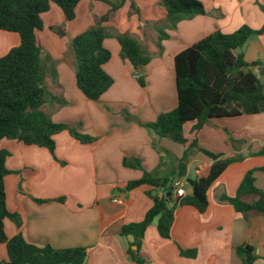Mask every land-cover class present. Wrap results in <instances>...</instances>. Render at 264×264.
<instances>
[{
    "label": "crops",
    "instance_id": "0c3cea01",
    "mask_svg": "<svg viewBox=\"0 0 264 264\" xmlns=\"http://www.w3.org/2000/svg\"><path fill=\"white\" fill-rule=\"evenodd\" d=\"M197 1L205 14L182 19L174 29L166 27L160 0H125L116 10L100 1L80 0L70 22L54 4L41 15L43 27L35 37L46 69L45 82L48 91L65 103L48 102L45 112L53 123L68 125L95 141L81 144L62 131L53 136L55 159L44 148L0 141V151L9 154L3 180L6 209L21 222L16 227L4 221L7 238L20 234L37 247L85 248L83 264H136L127 252L136 250L130 246L134 238L129 242L128 235L121 236V228L140 222L153 205L151 196L159 197L161 191L145 185L126 191V184L140 179L142 171L173 174L191 140L221 159L239 160L230 163L209 187L204 212L192 206L174 207L168 239L158 235L156 220L146 228L139 241L140 264H242L236 254L241 246L252 249V264H264V215L245 217L221 200L235 196L248 171L264 167V154H259L264 149V112L210 120L199 131H192L193 124H184L189 133L181 151H172L165 138L158 139L139 124L127 122L122 114L125 111L143 124L172 111L177 105L175 55L216 31L232 34L243 26L254 31L264 26V0ZM96 26L107 32L103 46L110 59L103 69L113 83L99 101H89L76 88L69 44ZM159 30L167 36L162 41ZM115 35L133 38L151 56L139 74L121 57ZM18 44L16 34L0 31V56ZM237 52L247 63H260L254 74L264 91V32ZM138 75L144 87L139 86ZM124 160L139 161L142 170L125 167ZM211 164L199 150L190 152L180 180L185 194L191 192L187 180L205 177ZM24 169L32 173L21 181L19 172ZM253 177L256 188L264 192V172L255 171ZM245 201L251 203L254 198ZM180 250H193L194 257H183ZM0 264H8L4 244H0Z\"/></svg>",
    "mask_w": 264,
    "mask_h": 264
},
{
    "label": "trees",
    "instance_id": "16d2710c",
    "mask_svg": "<svg viewBox=\"0 0 264 264\" xmlns=\"http://www.w3.org/2000/svg\"><path fill=\"white\" fill-rule=\"evenodd\" d=\"M79 1L0 0V31L16 34L19 38L17 47L0 56V141L14 140L26 146L44 148L53 159V136L62 131H67L81 144L95 141V138L81 135L68 125L53 123L46 114L45 107L48 102L59 105L65 103L47 89L46 69L42 64L35 37L36 32L43 27L41 15L49 10L51 4L60 9L66 22H70L75 17L74 10ZM94 1L103 2L112 10H116L125 0L117 3L109 0ZM160 5L166 12L168 29H174L182 19L205 14L203 6L197 0H160ZM52 30L63 36L59 28L53 27ZM263 32L264 26L257 31L243 26L232 34L216 31L181 51L173 59L176 107L172 111L159 114L152 123L142 124L134 116L122 111L124 119L139 124L158 139L165 138L183 145L184 124H193L192 131H199L210 120L264 112V91L254 74L255 67L260 63H247L243 55L237 52L250 39ZM106 37V30L96 26L73 37L69 44L76 88L89 101H99L113 83L112 78L103 69L110 59V52L103 46ZM166 37L163 30H159V41ZM115 39L120 47L121 57L139 74L149 63L151 56L143 52L138 43L127 35H115ZM50 77H55L54 71L50 73ZM137 82L140 87H144L141 75L137 76ZM194 149L212 160V164L205 177L187 180L190 194L175 198L172 184L182 179L187 157ZM259 154H264V149ZM8 155L6 151H0V244L5 245L7 263L83 264L86 258L85 248L58 250L49 245H30L20 234L12 238L6 237L5 220L12 221L16 227L21 224L19 216L9 213L5 205L3 180L8 174L5 167ZM237 160L238 157L221 159L219 155L197 148L196 142L193 141L184 151L173 174L160 176L157 172L142 171L140 179L128 182L126 191L142 185L161 191L159 197L151 196L153 205L140 222L121 228V236L131 235L134 238L130 246H135L136 250H127L131 260L136 264L141 263L138 258L139 241L154 220L158 235L162 239L169 238L175 206H192L199 213L204 212L207 207V190L226 167ZM123 165L142 170L137 160H124ZM255 171L264 172V167L248 171L233 198H221L245 217L250 214L264 215V192L255 186ZM31 173L30 169L21 170V181L26 180ZM250 197L254 198V201L246 202L245 199ZM62 200L63 198L58 199ZM194 254L193 250H180L183 257H194ZM236 254L242 264H252L255 261L249 246L238 247Z\"/></svg>",
    "mask_w": 264,
    "mask_h": 264
},
{
    "label": "rangeland",
    "instance_id": "374dc122",
    "mask_svg": "<svg viewBox=\"0 0 264 264\" xmlns=\"http://www.w3.org/2000/svg\"><path fill=\"white\" fill-rule=\"evenodd\" d=\"M49 117V119H50V116H48ZM188 133H189V131H188V127L187 126H185L184 128H183V131H182V135H183V137L184 138H188ZM81 135H83V134H81ZM166 140V142L169 144V149H171L172 151H181L182 149V145H180V144H177V143H175V142H172V141H170V140H168V139H165ZM189 143H191V140H190V142ZM190 145V144H189ZM189 145L185 148V151L189 148Z\"/></svg>",
    "mask_w": 264,
    "mask_h": 264
},
{
    "label": "built area",
    "instance_id": "2783aa9c",
    "mask_svg": "<svg viewBox=\"0 0 264 264\" xmlns=\"http://www.w3.org/2000/svg\"><path fill=\"white\" fill-rule=\"evenodd\" d=\"M172 188H173V196L175 198L182 197L185 195L183 183L180 180L173 182ZM114 202H119V200L118 199L114 200Z\"/></svg>",
    "mask_w": 264,
    "mask_h": 264
},
{
    "label": "water",
    "instance_id": "95a60500",
    "mask_svg": "<svg viewBox=\"0 0 264 264\" xmlns=\"http://www.w3.org/2000/svg\"><path fill=\"white\" fill-rule=\"evenodd\" d=\"M167 195H169V194L167 193ZM127 238L129 240V242L133 241V237L131 235H128ZM132 249L135 250V247L133 246Z\"/></svg>",
    "mask_w": 264,
    "mask_h": 264
}]
</instances>
